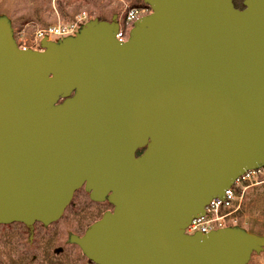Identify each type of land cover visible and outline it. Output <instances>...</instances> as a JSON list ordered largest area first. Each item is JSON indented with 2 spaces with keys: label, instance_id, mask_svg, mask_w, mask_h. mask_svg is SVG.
Masks as SVG:
<instances>
[{
  "label": "water",
  "instance_id": "1",
  "mask_svg": "<svg viewBox=\"0 0 264 264\" xmlns=\"http://www.w3.org/2000/svg\"><path fill=\"white\" fill-rule=\"evenodd\" d=\"M124 42L90 20L21 50L0 17V225L113 207L73 241L95 264H246L264 237L185 232L264 164V0H143Z\"/></svg>",
  "mask_w": 264,
  "mask_h": 264
},
{
  "label": "rangeland",
  "instance_id": "2",
  "mask_svg": "<svg viewBox=\"0 0 264 264\" xmlns=\"http://www.w3.org/2000/svg\"><path fill=\"white\" fill-rule=\"evenodd\" d=\"M143 3V0H0V17L8 20L13 36L20 45L34 46L37 31L69 24L82 12L87 17L84 22L94 19L109 21L113 16L123 21L130 7H141ZM236 3L239 8L242 7V0H236ZM59 39L55 37L51 41ZM236 187L234 203H239V208L219 211L224 224L222 227L239 228L264 237V174H251L248 182L240 188ZM72 200L87 201L88 195L81 188L74 193ZM246 205L249 206L248 212L242 209ZM5 257V252L0 254L1 261H6ZM86 262L83 256L81 264ZM246 264H264V249L252 252Z\"/></svg>",
  "mask_w": 264,
  "mask_h": 264
},
{
  "label": "flooded vegetation",
  "instance_id": "3",
  "mask_svg": "<svg viewBox=\"0 0 264 264\" xmlns=\"http://www.w3.org/2000/svg\"><path fill=\"white\" fill-rule=\"evenodd\" d=\"M81 188L88 200L72 198L52 223L36 222L31 228L21 222L0 225V254L7 256L0 264H81L85 255L73 239L82 237L92 223L113 209L106 199L92 200ZM85 259L86 264H95Z\"/></svg>",
  "mask_w": 264,
  "mask_h": 264
},
{
  "label": "built area",
  "instance_id": "4",
  "mask_svg": "<svg viewBox=\"0 0 264 264\" xmlns=\"http://www.w3.org/2000/svg\"><path fill=\"white\" fill-rule=\"evenodd\" d=\"M150 12L149 7L143 3L141 7H130L128 11L126 12L123 21L119 20V28L116 32V39L120 42H124L127 37L129 30L132 28V25L134 21H136L141 16L146 15ZM87 19L86 13L82 12L81 15L76 17L73 22L69 24H58L53 27H50L47 30H39L34 36L35 39V45H20L16 39L14 38L16 44L18 47L22 49H33L37 50V48H40V42L42 39L51 40L55 37L57 38H64L68 36H73L80 27L85 23L84 21ZM40 50V49H38ZM264 174V164L259 166L256 169L249 170L248 172L244 173L240 177L236 178L234 183L227 188L224 192V196L222 199L220 198H213L210 200V202L207 204L205 208V213L198 217L193 219L188 226L185 229V232L188 234H192L195 231L206 233L213 229L222 228L224 224L221 221V217L218 215L219 211L221 209H232L234 208L237 210L239 208V203H234L237 196H236V189L239 186V188L245 183L250 180L251 174Z\"/></svg>",
  "mask_w": 264,
  "mask_h": 264
},
{
  "label": "trees",
  "instance_id": "5",
  "mask_svg": "<svg viewBox=\"0 0 264 264\" xmlns=\"http://www.w3.org/2000/svg\"><path fill=\"white\" fill-rule=\"evenodd\" d=\"M233 2H234V5H235L236 7H238V5H237V3H236V0H233ZM238 8H239V7H238ZM242 209H243L244 211L248 212L247 210H249V206H247V205H246V206H243ZM243 210H242V211H243ZM240 212H241V211H240ZM251 233H252V232H251Z\"/></svg>",
  "mask_w": 264,
  "mask_h": 264
},
{
  "label": "bare ground",
  "instance_id": "6",
  "mask_svg": "<svg viewBox=\"0 0 264 264\" xmlns=\"http://www.w3.org/2000/svg\"><path fill=\"white\" fill-rule=\"evenodd\" d=\"M13 38H14V36H13ZM19 48H20V47H19ZM20 49L23 50L22 48H20ZM235 180H236V179H235ZM233 183H234V182H233ZM206 206H207V204L205 205V208H206ZM195 232H198V231H195ZM195 232H194V233H195ZM192 234H193V233H192ZM192 234H191V235H192Z\"/></svg>",
  "mask_w": 264,
  "mask_h": 264
}]
</instances>
